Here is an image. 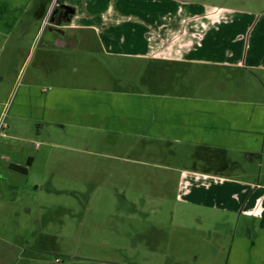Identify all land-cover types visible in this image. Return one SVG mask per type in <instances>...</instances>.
<instances>
[{
	"label": "crops",
	"instance_id": "obj_1",
	"mask_svg": "<svg viewBox=\"0 0 264 264\" xmlns=\"http://www.w3.org/2000/svg\"><path fill=\"white\" fill-rule=\"evenodd\" d=\"M40 1L29 7L32 0H0V56L6 55V64L19 63L0 105L16 122H35L39 136H50L52 126L91 130L113 150L131 151L140 142L176 155V145H184L192 155L241 154L246 165L261 160L264 168V88L254 78L256 72L264 75V6L254 11L191 0H65L74 8L72 19L53 25ZM26 34L31 38L24 45ZM82 52L103 71L83 74L93 80L85 85ZM26 63L33 64L31 71ZM170 65L178 68V78L190 79L192 90L135 86L143 74L166 78ZM244 91L246 96L238 95ZM7 149L26 155V164L9 165L26 167L29 157L34 162L25 145ZM217 161L226 164L222 172L182 171L177 183L186 202L238 216L227 246L213 255L225 253L224 264H264V169L247 178L241 162ZM199 250L192 244L186 257L199 256Z\"/></svg>",
	"mask_w": 264,
	"mask_h": 264
},
{
	"label": "rangeland",
	"instance_id": "obj_2",
	"mask_svg": "<svg viewBox=\"0 0 264 264\" xmlns=\"http://www.w3.org/2000/svg\"><path fill=\"white\" fill-rule=\"evenodd\" d=\"M191 1L254 11L264 6V1L260 5L253 0ZM22 38L27 45L31 36ZM11 44L10 39L7 48ZM5 56H0V101L8 95L19 67L16 60L4 63ZM90 59L80 53V84L93 81L83 74L103 73ZM32 67V63L24 65L27 72ZM170 69L166 78L158 80L143 74L142 83L135 86L160 92L193 89L187 76L178 78V68L170 65ZM254 78L263 89L264 75L256 72ZM64 81L71 78L66 76ZM240 94L246 96L247 91ZM7 112V106L0 105V121L5 123L0 137V236L4 238L0 264H13L12 260L14 264H224L225 253L215 256L213 250L227 246L225 237L238 216L224 217L220 210L186 202L188 195L177 182L182 171L222 172L226 164L217 159L226 157L241 162L247 178L255 173L259 177L264 169L261 160L257 166L247 161L248 166L241 154L192 155L184 145H176L173 155L158 145L140 142L133 143L131 151L113 150L87 129L64 131L52 126L50 136L45 132L39 136L36 129L42 131L41 126L28 119L18 123ZM10 133L20 140L7 138ZM9 144L25 145L34 152L27 173L9 165L11 161L26 164V155L11 152ZM224 218L227 224L221 223ZM192 244L200 248V255L186 257Z\"/></svg>",
	"mask_w": 264,
	"mask_h": 264
},
{
	"label": "flooded vegetation",
	"instance_id": "obj_3",
	"mask_svg": "<svg viewBox=\"0 0 264 264\" xmlns=\"http://www.w3.org/2000/svg\"><path fill=\"white\" fill-rule=\"evenodd\" d=\"M63 5L69 7H64ZM39 8L40 11H45V9L48 8V16L46 22H49L50 24H53V22L57 20L60 21L59 23L69 24L74 14V8L65 3V0H41Z\"/></svg>",
	"mask_w": 264,
	"mask_h": 264
},
{
	"label": "trees",
	"instance_id": "obj_4",
	"mask_svg": "<svg viewBox=\"0 0 264 264\" xmlns=\"http://www.w3.org/2000/svg\"><path fill=\"white\" fill-rule=\"evenodd\" d=\"M31 164V158L29 157L27 160V165ZM13 169L18 170L20 172L26 173L27 172V167L25 166H20V165H10Z\"/></svg>",
	"mask_w": 264,
	"mask_h": 264
},
{
	"label": "built area",
	"instance_id": "obj_5",
	"mask_svg": "<svg viewBox=\"0 0 264 264\" xmlns=\"http://www.w3.org/2000/svg\"><path fill=\"white\" fill-rule=\"evenodd\" d=\"M53 1H55V0H53ZM4 127H5V123H3V121L1 120L0 121V137H2L4 135V132L2 131ZM56 261H59V259L56 258Z\"/></svg>",
	"mask_w": 264,
	"mask_h": 264
},
{
	"label": "water",
	"instance_id": "obj_6",
	"mask_svg": "<svg viewBox=\"0 0 264 264\" xmlns=\"http://www.w3.org/2000/svg\"><path fill=\"white\" fill-rule=\"evenodd\" d=\"M63 6H64V7H69V6H66V5H63ZM71 11H72V9H71ZM59 22H60V21L57 20V21L53 22V24H54V25H57V24H59Z\"/></svg>",
	"mask_w": 264,
	"mask_h": 264
}]
</instances>
